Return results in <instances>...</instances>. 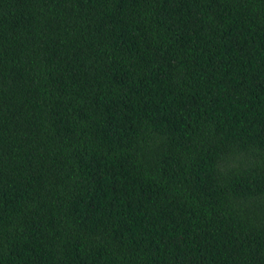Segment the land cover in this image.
Returning a JSON list of instances; mask_svg holds the SVG:
<instances>
[{"label": "trees", "instance_id": "1", "mask_svg": "<svg viewBox=\"0 0 264 264\" xmlns=\"http://www.w3.org/2000/svg\"><path fill=\"white\" fill-rule=\"evenodd\" d=\"M0 264H264V0H0Z\"/></svg>", "mask_w": 264, "mask_h": 264}]
</instances>
